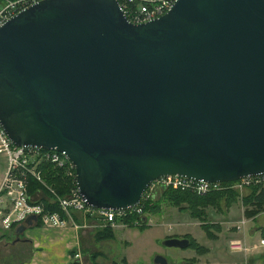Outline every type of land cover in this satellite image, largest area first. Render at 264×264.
I'll list each match as a JSON object with an SVG mask.
<instances>
[{
	"label": "water",
	"instance_id": "obj_1",
	"mask_svg": "<svg viewBox=\"0 0 264 264\" xmlns=\"http://www.w3.org/2000/svg\"><path fill=\"white\" fill-rule=\"evenodd\" d=\"M0 125L64 152L94 207L133 206L162 175L263 173L264 0H174L141 22L117 0H36L0 24Z\"/></svg>",
	"mask_w": 264,
	"mask_h": 264
},
{
	"label": "built area",
	"instance_id": "obj_2",
	"mask_svg": "<svg viewBox=\"0 0 264 264\" xmlns=\"http://www.w3.org/2000/svg\"><path fill=\"white\" fill-rule=\"evenodd\" d=\"M34 1L36 0H1L0 24ZM117 1L129 20L141 22L164 13L174 0ZM0 153L4 155L6 161L0 180V224L5 228H9L12 223L23 222L29 214L40 216L42 225L59 226L70 221V224L75 227L81 226V223L71 215L73 210L92 215L97 220L95 224L104 226H115L117 218L121 219L131 213L134 214L132 216L135 217V223L144 224L146 223V204L151 203L159 190L167 187L188 190L196 194H206L221 187H240L250 181L253 183L264 182V172L242 176L230 181L203 180L181 174H167L151 180L134 206L126 209H106L91 206L86 202L76 184L74 164L64 152L53 148L15 144L0 125ZM42 162L63 166L65 173L74 179L67 194L55 193L54 195L55 200L64 211V216H61L56 210H46L42 202L28 200L27 178L29 175L41 178L39 165ZM247 220L248 218L243 216L237 222L244 224ZM238 229H240V225H238ZM262 245H264V237H260L258 241L252 243H248L241 236L230 237L227 241L228 249L233 252H248ZM79 255L80 251L76 250L69 256L77 258Z\"/></svg>",
	"mask_w": 264,
	"mask_h": 264
},
{
	"label": "crops",
	"instance_id": "obj_3",
	"mask_svg": "<svg viewBox=\"0 0 264 264\" xmlns=\"http://www.w3.org/2000/svg\"><path fill=\"white\" fill-rule=\"evenodd\" d=\"M6 164V161H5ZM5 165L0 168V179L2 177ZM243 209H241V217L244 216ZM81 226L75 227L68 221L64 225L51 226V225H38L36 223L27 225L20 233V238L15 239V232L10 233L14 228L9 229V236L3 233V227L0 224V264H70L72 261H77L79 264H160L153 261L154 247H148V253L144 254L142 260L134 257L132 251V242L124 246L119 254L115 257L114 253L108 248L110 240L116 236L115 228H113V236L109 238L95 237V223L97 220L87 213L80 212L78 214ZM247 228L236 230L233 235H239L248 243L256 242L260 237H264L262 230L264 229V210L258 212L253 217H247ZM239 219V218H238ZM166 226L173 225L170 222L164 221ZM177 223H179L177 221ZM175 223V224H177ZM179 224L176 226L179 230ZM6 229V228H5ZM6 229V230H7ZM144 231V230H143ZM186 232V231H184ZM189 232V231H187ZM135 234L139 230H134ZM179 233V232H173ZM183 233V232H182ZM168 234L169 236L175 235L172 233L160 234L153 240L161 239V236ZM14 236V237H13ZM167 236V235H166ZM13 237L12 240H10ZM142 237V236H141ZM214 247V245L212 246ZM76 250L80 251L77 258H70V254ZM211 252H216L215 247ZM154 251V252H153ZM97 253L96 257L92 259L91 254ZM219 256H223L220 252ZM224 258L215 257L210 255L212 262L204 260L198 264H264V245L252 249L248 252H232L228 247L224 250ZM146 255H149L147 258ZM152 257V258H151ZM178 261V260H177Z\"/></svg>",
	"mask_w": 264,
	"mask_h": 264
},
{
	"label": "rangeland",
	"instance_id": "obj_4",
	"mask_svg": "<svg viewBox=\"0 0 264 264\" xmlns=\"http://www.w3.org/2000/svg\"><path fill=\"white\" fill-rule=\"evenodd\" d=\"M2 164L3 166L5 165V157L4 155H2V153H0V168ZM57 167L61 168L62 170H65L63 166H57ZM68 175L69 174H67V176ZM40 176L41 178H38L35 176L33 177H35L36 180L39 181V185L41 184V186H44L45 188L47 187L51 195L53 196H47L46 194H43L44 190L43 188H40V187L34 190V192L31 195L36 198L45 197V199L47 200L49 199L55 200L54 198L55 193L57 194L59 193L51 187L52 184H49L46 181V179H43L41 172H40ZM27 184H28V178H27ZM252 184L254 183L250 181L249 183H244L240 187L229 186L226 188L221 187L218 190H213V191H224L228 189H234L236 190V195L233 196L235 197L233 202L231 203L229 202L228 204L224 202V200L222 199L221 200L222 206L219 209L216 206L211 205V204L204 206V210L201 213V216H203V218L193 217L189 214L187 210L180 209L178 206L172 205L165 200L161 201L159 205L160 207L159 210L157 211L151 210L149 207L153 204V202L161 194L160 193L161 191L159 190L156 197L151 201V203L149 202L150 204L149 203L146 204V210H147L145 211L146 212V223L144 224L135 223L134 222L135 217L132 216L134 215L132 213L129 215L126 214V216H124V218L130 217L129 221H123L122 218L116 219L115 226H112V229L117 227L115 229L116 236L113 240L106 242V243H109L108 248L111 250V253L115 252L114 256L116 257L119 254L120 250L124 246H127L128 243L126 242H129V243L132 242L133 246L130 250L132 251L134 257H137L139 260H142L143 255L148 253V247L152 246L154 247V249H156L154 251H157L153 254V257L156 253H161L165 255L169 261L173 263H179L180 261L190 259L198 264V262H202L204 260H208V262H212L213 257L211 259L209 254L210 255L213 254V252H211L212 251L211 248L213 249L215 247L216 252L213 255L216 254L215 257L217 256L219 258H224L225 256L224 250L227 247V241L232 236V233L234 232V230H236V228L238 229V225H240V229L238 230H241L244 227L246 230L247 228V223H246L247 221L244 224L242 223L238 224L237 221H238V218L239 219L241 218V209L244 208L242 197L244 196V194L247 193V191L249 190V187ZM213 191H210V192H213ZM198 195H205V194H198ZM164 221L170 222L173 225H170V227L169 225L166 226V223ZM177 221L179 223H177ZM205 221L206 222L210 221L213 223L218 221L221 226L220 228H217V227H214L213 229L211 228L210 234L209 233L207 234L206 231L202 227V224H203L202 222H205ZM175 223L179 224L178 225L180 227L179 230H178V227L176 226L177 224ZM102 227H105V226L101 224H95V228H94L95 232ZM6 229L5 228L3 229V233L9 236V231H8L9 229L7 230ZM134 230H139V233L135 234ZM11 232L14 233V229L10 231V233ZM164 232L175 234L173 236H182L184 234H189L191 238L194 239L195 243L197 244V248L196 247L193 248L188 245L186 247H175V246H166V245L161 244V239L169 236L168 234H164L163 236H161V239L153 240L154 237L157 238L160 234H163ZM173 232H179V233H173ZM234 236L240 237L238 234L233 235V237ZM13 237L10 240H12ZM95 237L98 238L97 235H95ZM213 245L214 247H212ZM217 250L223 256L220 257L219 254L217 253ZM146 257L148 258L149 255H146ZM119 263L121 264L120 261Z\"/></svg>",
	"mask_w": 264,
	"mask_h": 264
},
{
	"label": "trees",
	"instance_id": "obj_5",
	"mask_svg": "<svg viewBox=\"0 0 264 264\" xmlns=\"http://www.w3.org/2000/svg\"><path fill=\"white\" fill-rule=\"evenodd\" d=\"M1 3V0H0ZM40 172L42 174L43 179H46V181L49 184H52V188L57 191L60 195H65L68 190L69 186L72 185L73 180L72 177L67 176L64 170L61 168L53 165L50 162H42L39 165ZM66 175H65V174ZM38 187L43 188L44 193L47 196H53L51 195L49 189L44 186L39 185V181L36 180L35 177L29 175L28 176V184H27V191L29 198L28 200L30 202H42L44 205V208L46 210H56L60 213L61 216H64V211L60 208L58 202L54 199H45V197H33L31 194L36 190ZM160 196L153 202V204L149 207L151 210H159V205L162 200L167 201L168 203L178 206L180 209L187 210L189 214L193 217L203 218L201 216L202 211L204 210V206H207L208 204L216 206L218 209L221 208V200L223 199L224 202L227 204L230 202H233L234 195H236V190L234 189H228L224 191H213L210 193H207L205 195H198L194 192L188 191V190H182V189H175L171 187H167L160 192ZM243 200V213L246 217H253L258 212L264 210V182L254 183L249 187V190L246 194L242 197ZM185 203V205H184ZM148 208V209H149ZM79 211H72V216L76 220L79 219ZM123 221H129L130 217H122ZM201 220V219H200ZM202 221V220H201ZM35 223L40 225L41 219L40 216H38L35 220ZM202 227L206 231V233L210 234L211 228L214 227L220 228V223L218 221L216 222H202ZM15 227V223L11 225V228ZM264 233V229L262 230ZM95 234L98 236V238H109L113 236V229L109 225L102 227L98 229ZM184 236L188 237L190 242L188 246H191L193 248H197V244L195 243L194 239L191 238L189 234H184ZM199 246V245H198ZM97 253H92L91 257L94 259L96 257ZM70 264H79L77 261H72Z\"/></svg>",
	"mask_w": 264,
	"mask_h": 264
},
{
	"label": "flooded vegetation",
	"instance_id": "obj_6",
	"mask_svg": "<svg viewBox=\"0 0 264 264\" xmlns=\"http://www.w3.org/2000/svg\"><path fill=\"white\" fill-rule=\"evenodd\" d=\"M171 236H173V235H171ZM182 236H184V235H182ZM182 236H179V237H182ZM190 260V259H189Z\"/></svg>",
	"mask_w": 264,
	"mask_h": 264
}]
</instances>
